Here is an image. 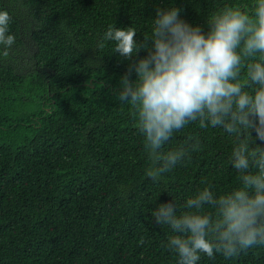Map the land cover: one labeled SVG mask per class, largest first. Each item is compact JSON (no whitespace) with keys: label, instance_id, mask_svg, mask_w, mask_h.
Returning <instances> with one entry per match:
<instances>
[{"label":"trees","instance_id":"16d2710c","mask_svg":"<svg viewBox=\"0 0 264 264\" xmlns=\"http://www.w3.org/2000/svg\"><path fill=\"white\" fill-rule=\"evenodd\" d=\"M252 0H0L16 42L0 56V264H178L171 230L152 222L158 203L239 183L222 128L188 125L162 151L199 138L191 160L153 182L132 109L118 99L131 61L99 47L109 26L150 37L157 9L208 31L225 4ZM141 50L133 59L146 56ZM259 143V141H257ZM264 146V145H262ZM198 264H264V245Z\"/></svg>","mask_w":264,"mask_h":264},{"label":"clouds","instance_id":"9594fccd","mask_svg":"<svg viewBox=\"0 0 264 264\" xmlns=\"http://www.w3.org/2000/svg\"><path fill=\"white\" fill-rule=\"evenodd\" d=\"M180 9H157L150 37L139 43L132 27L109 26L99 47L131 61L121 76L118 99L132 109L148 157L145 176L153 182L191 160L199 138L186 147L162 151L188 125L222 128L232 137L229 156L238 185L216 193L205 181L183 209L174 200L151 211L154 224L167 226V247L178 264H198L201 256L238 257L264 245V0L225 4L206 20L208 31L180 18ZM12 16L0 10V56L16 42ZM147 55L133 59L141 51ZM259 141V143H257Z\"/></svg>","mask_w":264,"mask_h":264}]
</instances>
